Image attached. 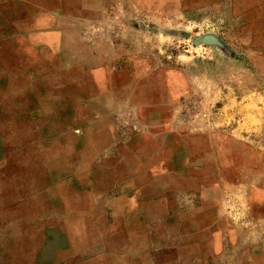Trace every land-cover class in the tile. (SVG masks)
Segmentation results:
<instances>
[{
    "label": "rangeland",
    "instance_id": "obj_1",
    "mask_svg": "<svg viewBox=\"0 0 264 264\" xmlns=\"http://www.w3.org/2000/svg\"><path fill=\"white\" fill-rule=\"evenodd\" d=\"M263 252L264 0H0V264Z\"/></svg>",
    "mask_w": 264,
    "mask_h": 264
},
{
    "label": "crops",
    "instance_id": "obj_2",
    "mask_svg": "<svg viewBox=\"0 0 264 264\" xmlns=\"http://www.w3.org/2000/svg\"><path fill=\"white\" fill-rule=\"evenodd\" d=\"M168 141V140H167ZM175 142V144L174 145H177V141H174ZM165 144L167 145V144H169V142H165ZM122 146V145H121ZM149 157H148V159H147V161L146 162H148L149 163ZM147 163V164H148ZM156 163V161H153V164H155ZM162 170H163V168H161ZM147 171H149V169H146ZM160 170V169H159ZM246 256L248 257V253L246 254ZM259 257H261V258H259ZM264 257V252L263 253H259L258 255H255L254 256V258L255 259H262Z\"/></svg>",
    "mask_w": 264,
    "mask_h": 264
},
{
    "label": "bare ground",
    "instance_id": "obj_3",
    "mask_svg": "<svg viewBox=\"0 0 264 264\" xmlns=\"http://www.w3.org/2000/svg\"><path fill=\"white\" fill-rule=\"evenodd\" d=\"M44 245V244H43ZM66 249V248H65ZM40 251V250H39ZM38 252V251H37ZM39 254V253H38ZM31 255H33V254H31ZM36 260H37V258H36ZM43 263V262H42Z\"/></svg>",
    "mask_w": 264,
    "mask_h": 264
}]
</instances>
